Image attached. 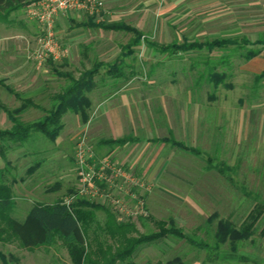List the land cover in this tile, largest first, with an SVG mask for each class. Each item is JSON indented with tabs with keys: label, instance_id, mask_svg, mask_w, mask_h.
Returning a JSON list of instances; mask_svg holds the SVG:
<instances>
[{
	"label": "rangeland",
	"instance_id": "obj_1",
	"mask_svg": "<svg viewBox=\"0 0 264 264\" xmlns=\"http://www.w3.org/2000/svg\"><path fill=\"white\" fill-rule=\"evenodd\" d=\"M100 1L101 12L91 17L106 23ZM25 6L9 19L0 17V81L6 86L0 87L2 107L23 123L34 122L69 84L54 70L73 79L97 71L85 92V122L67 113L53 140L32 133L24 144L3 148L0 184L7 187L11 206L0 213V264H71L60 241L24 249L6 222L22 221L34 204L77 199L98 206L87 232L92 257L100 259L99 246H110L111 253L116 249L105 233L110 213L117 224L127 225V237L156 234L154 222L172 220L185 236L207 245L197 248L167 235L136 248L130 257L134 264H264V214L247 239L215 247L220 221L239 228L254 205L264 203V74L244 67L258 46H244L233 38L238 46L213 52L162 53L157 49L181 44L182 39L203 42L233 36L189 38L183 20L175 23L178 35L164 37L157 34L155 22L152 31L141 32V43L132 54L124 56L132 33L97 31L91 44L80 47L60 36L61 14L55 20L54 42L66 53L38 64L33 54L41 29L27 17ZM118 62L120 75L114 77L107 66ZM211 71L223 84L208 81ZM19 97H30L39 108H23ZM5 109L0 107V131L12 128ZM123 137L132 141L113 146L118 149L112 154L100 143ZM171 139L198 153L164 141ZM80 145L89 150V164L96 172L105 161L119 173L93 184L85 195L79 194L75 163Z\"/></svg>",
	"mask_w": 264,
	"mask_h": 264
},
{
	"label": "trees",
	"instance_id": "obj_2",
	"mask_svg": "<svg viewBox=\"0 0 264 264\" xmlns=\"http://www.w3.org/2000/svg\"><path fill=\"white\" fill-rule=\"evenodd\" d=\"M31 0H0V17L6 19L8 15L25 6ZM98 28L104 30H119L132 33L134 38L126 46V55H131L134 48L141 43V34L134 29L124 25H100ZM233 38H220L211 41H188L184 39L181 44L173 42L164 47L157 49L162 53H188L207 51L213 52L220 50L228 45H235ZM244 46L250 43L246 39H241ZM258 55V51H253L248 54L246 60H249ZM121 62L114 63L108 67V73L116 77L120 75L118 65ZM207 64V63H205ZM97 69L93 68L90 71L84 72L78 79H73L68 74L57 73L56 75L64 77L69 81V84L62 91V93L54 96V100L45 115L34 122L23 123L17 120L11 112L0 105L4 111L7 112V117L12 123L10 130L0 131V157L4 159V149H10V145L19 146L24 144L32 135V133H40L42 136L53 140L59 131L62 129L60 123L61 117L70 112L75 115H80L81 120L85 122L86 107L89 106L88 98L85 92H88L92 87V77ZM207 79L215 86L223 84V78L215 74L214 71L208 72ZM0 86L3 83L0 81ZM23 108L34 105L30 100H23ZM23 111V109H22ZM132 141L129 137L119 139L103 140L100 143L107 146H123ZM171 145L182 149L186 152L197 154L198 152L188 146L173 141L172 139L164 140ZM11 206L10 195L6 186L0 184V213L9 209ZM98 208L92 202H87L83 199H77L68 206L63 202H55L53 204H34L26 213L22 221L15 219H8L6 227L9 233L16 238L21 247L24 249H34L42 246H51L56 240L60 241L65 248L71 264H134L130 257L136 248L152 243L153 241L173 235L185 240L191 246L197 248H207L205 243L194 240L189 236H185L179 229L175 228L172 220L168 223L165 221L154 222L158 226V232L152 235H144L138 238L127 237V225H119L115 222L113 215L108 214V221L106 224L105 233L114 240L116 249L111 253V247L108 246L103 249L98 248L100 259L92 257V253L87 251L90 246L87 234L89 226L95 220V210ZM264 214V203L256 204L248 213L245 220L239 228H236L230 221H220L216 229V249L218 245L231 243L234 244L239 239H247L252 234L254 225L258 222L260 217ZM169 264H174L173 262Z\"/></svg>",
	"mask_w": 264,
	"mask_h": 264
},
{
	"label": "crops",
	"instance_id": "obj_3",
	"mask_svg": "<svg viewBox=\"0 0 264 264\" xmlns=\"http://www.w3.org/2000/svg\"><path fill=\"white\" fill-rule=\"evenodd\" d=\"M102 1L105 5L103 16L106 23L99 22L91 16L84 17L77 12H68L58 18L57 25L62 28L60 36L69 43L75 41L76 45L83 47L92 43L97 31L120 32L98 28L100 25H123L117 23L123 22L143 36L141 33L143 30L152 31L154 23L158 22L155 29L157 34L171 37L179 33L175 23L186 20V37L233 36L229 38L246 39L250 42L249 46H258L256 50L258 55L247 60L244 67L246 66L253 74H264V0ZM8 17L6 19H9ZM205 31H208V34H205ZM239 36L241 38H238ZM247 37L254 40H249ZM0 87L6 86L3 84ZM20 99L32 100L30 97ZM110 139L114 140V138ZM103 147H106L111 154L118 149L107 145Z\"/></svg>",
	"mask_w": 264,
	"mask_h": 264
},
{
	"label": "built area",
	"instance_id": "obj_4",
	"mask_svg": "<svg viewBox=\"0 0 264 264\" xmlns=\"http://www.w3.org/2000/svg\"><path fill=\"white\" fill-rule=\"evenodd\" d=\"M25 8L27 17L37 22L41 29V34L36 39L38 47L33 54L34 59L41 64L48 60H58L66 53L60 50L54 42L53 28L59 15L81 11L93 16L101 12L103 4L100 0H34L29 1ZM88 152L89 150L84 145H80L75 155L77 175L80 179L79 194L81 195H85L93 184L106 180L108 175L110 178H116L119 175L113 166L105 161L99 163L101 166L96 172L89 164L92 156ZM70 203L72 202L64 204L68 206Z\"/></svg>",
	"mask_w": 264,
	"mask_h": 264
}]
</instances>
